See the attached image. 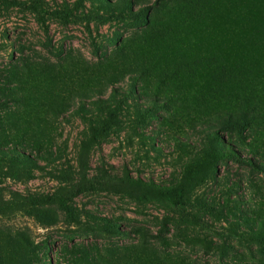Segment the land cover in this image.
Here are the masks:
<instances>
[{
	"label": "rangeland",
	"instance_id": "rangeland-1",
	"mask_svg": "<svg viewBox=\"0 0 264 264\" xmlns=\"http://www.w3.org/2000/svg\"><path fill=\"white\" fill-rule=\"evenodd\" d=\"M6 1L0 264H264V0Z\"/></svg>",
	"mask_w": 264,
	"mask_h": 264
},
{
	"label": "trees",
	"instance_id": "trees-1",
	"mask_svg": "<svg viewBox=\"0 0 264 264\" xmlns=\"http://www.w3.org/2000/svg\"><path fill=\"white\" fill-rule=\"evenodd\" d=\"M4 3H8L10 5L13 6H22L23 4L17 2L16 0L10 1V2H4ZM229 132H233L232 130H227ZM226 147H228V145H226ZM229 150V149H228ZM224 157H228V160H233L236 161L238 160L235 156V153L231 150H229L228 152L224 153L222 152V154L220 155V159H223ZM236 162H241L236 161ZM99 187L98 182L96 181H92V180H87L85 178L83 183L77 184L74 186V188L68 192L65 195H52V196H45V197H31L28 198L27 203L28 204H34V205H51V204H58L62 207H67V205L73 201L75 198L83 195L84 193L93 191V190H97ZM3 209V208H2ZM258 243H262V241L260 240V242Z\"/></svg>",
	"mask_w": 264,
	"mask_h": 264
}]
</instances>
